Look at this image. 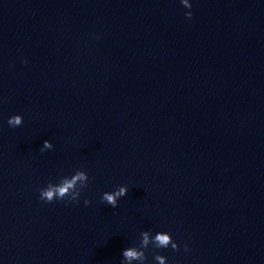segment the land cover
Returning <instances> with one entry per match:
<instances>
[{"label": "clouds", "instance_id": "9594fccd", "mask_svg": "<svg viewBox=\"0 0 264 264\" xmlns=\"http://www.w3.org/2000/svg\"><path fill=\"white\" fill-rule=\"evenodd\" d=\"M182 5L191 9L192 4L189 0H181ZM193 13L188 11L185 13L186 18L191 19ZM27 63V61H24ZM23 124V117L21 115H13L8 119V125L12 128L19 127ZM53 149V144L49 140L43 142L40 148L41 152ZM90 183V177L83 170H77L71 177L63 176L60 178L59 183H52L51 181L47 184L45 188L40 189L39 198L45 203H53L56 200L65 201L69 203L78 202L81 191L88 187ZM127 186H119L115 191L104 192L101 201L110 205L112 208L118 206V200L128 194ZM91 203L89 200H85L84 204L87 206ZM140 243L139 246H132L126 248L122 252L123 260L121 264H131L132 261H139V264H145L147 256L145 249H148L149 245H153L155 248H168L169 246L178 251L179 245L173 240L170 233L167 232H157L154 236L150 231H142L140 233ZM187 245H185V251H187ZM155 261L158 264H166V257L163 255H155Z\"/></svg>", "mask_w": 264, "mask_h": 264}]
</instances>
